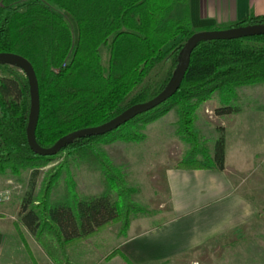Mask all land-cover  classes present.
<instances>
[{
  "label": "trees",
  "instance_id": "16d2710c",
  "mask_svg": "<svg viewBox=\"0 0 264 264\" xmlns=\"http://www.w3.org/2000/svg\"><path fill=\"white\" fill-rule=\"evenodd\" d=\"M188 3V0H0V52L26 58L37 78L38 146L50 147L72 131L100 125L161 91L173 73L158 91L145 88L121 105L164 55L165 46L178 37L186 40L194 32ZM177 8L182 10L180 18L174 16ZM66 13L75 22V38ZM262 23L264 14L249 15L227 27ZM181 46L172 49L173 72ZM103 47L108 50L106 63L102 60ZM5 63L8 62H0V67ZM8 71L11 77H0V173L8 171L18 177L23 170H30L18 219L51 260L71 264L66 259L69 246L111 223L119 222V233H126L132 213L139 211L130 199L131 191L125 188L121 169L111 165L97 145L141 142L145 139L142 131L146 125L176 109L177 133L192 146L174 167L222 170L224 135L215 140L211 155L200 150L194 130L195 113L216 92L223 103L216 108V115L237 113L239 108L233 104L236 89L264 83V34L201 40L190 55L179 88L167 100L112 131L61 145L52 156L35 154L29 148L25 134L28 79L23 70L24 76ZM61 153L100 170L103 188L98 194L81 197L68 191L62 199L50 201L46 187L42 197L36 199L39 169ZM51 179L52 176L47 186ZM16 229L21 235V229L18 226ZM117 254L132 264L118 249L106 259Z\"/></svg>",
  "mask_w": 264,
  "mask_h": 264
},
{
  "label": "rangeland",
  "instance_id": "374dc122",
  "mask_svg": "<svg viewBox=\"0 0 264 264\" xmlns=\"http://www.w3.org/2000/svg\"><path fill=\"white\" fill-rule=\"evenodd\" d=\"M182 10L174 11V16L180 18ZM65 16L69 20L74 38L76 25L69 13ZM227 26L200 27L194 29L211 30ZM185 39L178 37L164 48V55L149 70L147 76L124 99L121 105H126L136 94L145 88L158 91L168 76L173 73L172 49L183 45ZM251 43V42H250ZM103 63L108 57L107 48L101 49ZM8 69L17 75L24 76L20 67L12 64H1L0 77H11ZM233 104L238 106L237 113L223 116L216 115V108L223 105L219 94L214 93L210 99L201 103L195 113L194 130L197 134V145L200 150L208 154L213 153L215 140L222 134L225 138L227 165L235 176L243 180L254 172L264 171V83L241 86L236 89ZM176 109H171L162 117L145 126L142 131L145 139L141 142L116 141L110 144L99 143L97 148L103 152L111 165L121 169L125 180V188L130 190V199L139 211L132 213V219H137L142 225L153 224L160 219V209L165 206L164 174L187 153L192 144L186 142L178 133ZM250 122V124H248ZM235 123L236 125L232 126ZM245 123V124H243ZM250 128L251 141L241 140L239 135ZM220 128L221 130H218ZM246 131V133H247ZM245 141V142H244ZM248 152H257L254 162L243 169V156ZM252 166V168H251ZM252 174L249 175V169ZM52 176L48 185V180ZM30 170L26 169L18 177L8 171L0 173V191L9 189L11 197L0 203V208L6 211L20 203L28 189ZM253 178V177H252ZM103 175L96 166H89L84 161L72 155L61 153L38 171L35 181L36 199L42 197L46 187L50 201L63 198V194L72 191L77 196H91L98 194L103 188ZM72 184V185H71ZM19 218V217H17ZM120 223H111L104 229L92 233L81 241L66 249V259L71 264H95L108 251L113 249L126 233H119ZM28 240L35 246L39 264L52 263L37 244L33 242L29 232H24ZM250 245V258H243V248ZM203 264H264V243H243L241 236L229 235L223 240L213 242L204 247L202 252ZM47 258V259H46ZM32 262L35 261L31 260Z\"/></svg>",
  "mask_w": 264,
  "mask_h": 264
},
{
  "label": "crops",
  "instance_id": "0c3cea01",
  "mask_svg": "<svg viewBox=\"0 0 264 264\" xmlns=\"http://www.w3.org/2000/svg\"><path fill=\"white\" fill-rule=\"evenodd\" d=\"M188 2L194 29L229 26L249 15L264 14V0ZM245 126L239 138L250 142V128L247 131ZM253 155L258 153L243 156V169L255 161ZM236 173L229 170L226 150L222 170L170 168L164 174L166 198L165 206L159 208L160 219L146 225L136 218L130 221L125 236L95 264H128L119 254L106 259L114 249L132 264H203L204 247L229 235L241 236L243 243H264V171L254 172L248 180L245 176L240 180ZM19 211L20 203L6 211L0 208V264H39L37 256H42L25 235L29 231L17 218ZM250 252L246 244L243 258H250Z\"/></svg>",
  "mask_w": 264,
  "mask_h": 264
},
{
  "label": "water",
  "instance_id": "95a60500",
  "mask_svg": "<svg viewBox=\"0 0 264 264\" xmlns=\"http://www.w3.org/2000/svg\"><path fill=\"white\" fill-rule=\"evenodd\" d=\"M263 34L264 23L256 25L231 26L227 28L200 30L193 32L181 46L178 62L173 72L172 79L154 97L145 102H139L130 105L129 107L121 111L119 114L100 125L81 128L72 131L60 137L50 147L38 146L35 139V129L39 115V91L37 78L31 63L21 55L8 52H0V62L12 63L20 67L25 72L29 83V112L25 129L26 140L29 148L35 154L41 156H52L57 152L58 148L61 145L69 144L72 141L81 137L98 135L112 131L113 129L119 127L128 120L134 118L136 115L146 112L167 100L179 88L189 64L190 55L193 49L201 40L237 39Z\"/></svg>",
  "mask_w": 264,
  "mask_h": 264
},
{
  "label": "built area",
  "instance_id": "2783aa9c",
  "mask_svg": "<svg viewBox=\"0 0 264 264\" xmlns=\"http://www.w3.org/2000/svg\"><path fill=\"white\" fill-rule=\"evenodd\" d=\"M10 197L11 192L8 188L0 191V203L8 201Z\"/></svg>",
  "mask_w": 264,
  "mask_h": 264
}]
</instances>
